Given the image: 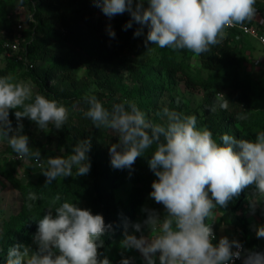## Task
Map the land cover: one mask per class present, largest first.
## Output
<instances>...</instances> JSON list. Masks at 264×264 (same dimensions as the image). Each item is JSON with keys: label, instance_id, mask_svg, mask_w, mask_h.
Returning <instances> with one entry per match:
<instances>
[{"label": "clouds", "instance_id": "9594fccd", "mask_svg": "<svg viewBox=\"0 0 264 264\" xmlns=\"http://www.w3.org/2000/svg\"><path fill=\"white\" fill-rule=\"evenodd\" d=\"M94 6L111 19L125 12L140 25L134 37L144 34L145 46L189 50L195 55L209 52L226 37V30L242 26L257 14L256 0H92ZM147 5V6H145ZM108 34L115 38L109 26ZM32 81H18L12 75L0 76V139L7 142L16 158L32 159L46 178L45 186L57 178L83 176L91 168L88 153L91 139L72 146L65 156H41L39 149L32 150L30 138L23 134L24 118L34 122L40 130L53 126L61 129L68 120V109L56 99L35 92ZM88 105L85 117L96 128L111 130L118 137L109 145L111 166L131 169L137 158L154 147L148 160L156 177L151 184L150 198L164 208L161 215L155 209H143L146 219L133 225L142 233L146 226L148 236L124 233L122 249H135L145 264H264V253L245 250L238 240L221 237L218 243L211 224L206 220L219 206L226 208L239 194L254 187L249 206L254 213L264 202V131L254 140L237 139L222 134L220 143L213 139L205 126H197V116L165 107L156 113L162 121L155 123L146 117L135 102L124 100L113 103L111 110L95 95H85ZM229 100L221 92L214 95L211 112L227 110ZM14 111L13 127L10 112ZM236 119L246 120L244 113ZM210 194V195H209ZM28 199L36 201L35 193ZM60 201L57 195L53 203ZM53 212L55 215H53ZM111 229L104 217L76 203L63 202L38 220L33 236V249L16 243L9 247L6 264H110L100 249L102 237ZM256 236L264 238V225L255 228ZM125 258L120 264H130Z\"/></svg>", "mask_w": 264, "mask_h": 264}, {"label": "trees", "instance_id": "16d2710c", "mask_svg": "<svg viewBox=\"0 0 264 264\" xmlns=\"http://www.w3.org/2000/svg\"><path fill=\"white\" fill-rule=\"evenodd\" d=\"M32 1L29 0L28 4L32 17L30 24L35 27L34 33L32 34L29 29H19L17 27L14 33L2 41L0 52L5 51L4 44L6 42H12L16 36H19L21 39V53L24 55L25 60L12 57L7 66L10 68L16 65L23 66L31 76H34L39 87V93L49 99H56L55 93H52L48 83L49 80L54 79L55 74L69 72L80 65L87 66L88 72H93V65L105 61L114 62L116 58H121L119 57L120 52L130 42L136 44L137 49L135 52L138 56L146 53L151 48V44L145 46L146 27L144 28V34L139 37H134V32L140 27L135 22H133L131 28L125 29L124 26L131 19L129 17H124L123 21L115 19L108 27H105L103 19L92 11L91 6L79 0H74L72 6L43 5L42 1H38L37 4ZM53 16L58 18V22L54 21ZM49 22L50 27L48 26ZM109 26L115 32V38L109 36ZM245 40L247 39L237 41L230 32L225 37V43L230 47H236ZM43 63H46V66L39 73L36 69L42 66ZM129 68L133 79L139 82L141 76L138 70L131 65H129ZM233 79L234 83L229 84L230 89H226L225 93L226 99L230 102L227 110H222L217 106V110L211 112L210 107L214 104L215 93L213 85H207L208 91L204 99L203 113L206 127L212 132L213 139L217 143H220L222 134H229L237 139L254 140L258 132L264 131V113L256 114L254 111L249 110L254 107L257 110L262 109L264 111V92H259L263 99L257 103L252 81L247 78L241 79L239 76ZM103 90H105L104 92L108 91L107 85L103 86ZM146 92L147 90L145 91L136 84L128 93L142 102L147 98ZM154 94H156L155 91L151 93V95ZM99 99L101 100V96ZM126 99L127 97L123 96L113 102L104 101L102 103L107 109L111 110L113 103H119ZM66 100L62 104H65ZM84 112L85 110H82L83 114ZM239 113H244L247 119H236ZM151 120L155 123L162 122L157 116ZM248 122H251V125L247 129L240 127L241 125L245 126ZM58 132L60 141L63 142L65 137L68 136L72 146L80 140L91 139V150L88 153L91 168L89 173L86 174L87 178L81 180L57 179L47 186H45L46 179H44L42 182L27 185V195L35 193L38 199L28 201L25 209L18 211L14 218L6 221L3 225L0 232L1 240L9 241L7 244H1L3 249L0 252V264H6L9 247L16 243L30 246L32 235L38 227V220L47 213L49 208L54 211L63 202H68L72 196L80 192V188L87 190L89 196H91V212L102 215L105 224L111 225V229L102 237L104 246L100 249V252L102 253L101 258H103L114 241L124 237L125 231L130 233L135 220L141 215V206L152 191L151 184L153 181L149 180L152 171L149 168L148 160L151 158L155 146L147 150L144 156L137 158L131 169H115L111 164H106L105 161V150L100 145L102 129L96 128L85 115L80 117L68 115V120ZM30 147L35 150L32 146ZM128 180L133 182L132 188L126 196L117 198L116 189ZM57 195L60 196V201L54 204L53 200ZM246 198L247 191L245 189L239 196L234 197L226 208L217 206L213 211L221 213V223L234 225L244 233L240 243L244 245L245 250L264 253L257 247V239L254 234L249 232L246 220L239 215L246 204ZM157 212L161 215L164 214V210ZM53 215H55L54 212ZM143 216L145 220L146 212ZM209 218L206 223L209 222Z\"/></svg>", "mask_w": 264, "mask_h": 264}, {"label": "rangeland", "instance_id": "374dc122", "mask_svg": "<svg viewBox=\"0 0 264 264\" xmlns=\"http://www.w3.org/2000/svg\"><path fill=\"white\" fill-rule=\"evenodd\" d=\"M38 1H42L43 5L72 6L74 0H33L32 2L37 4ZM79 1L91 6L92 11L103 19L105 27H108L115 19L123 21L124 17L131 18L130 14L125 12L109 19L98 7L94 6L92 0ZM28 2L29 0H0V47L2 41L16 31L19 23L24 25V29H29L32 34L34 33L35 27L30 24L32 17ZM255 7L264 15V0H256ZM53 18L55 22H58L57 17L53 16ZM48 26H51L50 22ZM136 49V44L130 42L120 52L119 57L121 58H116L114 62L105 61L98 65L95 64L93 72H88L87 66L83 65L69 72H59L55 74L53 80L48 81L49 87L52 93H55L56 100L63 103L67 99L63 105L68 109L69 115L75 117L84 115L82 110L87 111L88 105L83 101L85 95H95L98 99L101 96V100L99 99L101 102H113L126 96V100L135 102L150 120L156 116L157 112L167 107L184 114L196 115L199 128L206 126L203 104L208 84L213 85L214 93L221 92L225 95L226 89H230L229 84L234 83L233 78L236 76L241 79L247 78L252 81L255 100L257 97L256 102L259 103L263 99L259 92H264V64L258 62L262 46L257 41L247 39L236 47H230L224 39L220 44L212 46L209 52L201 55H195L186 49H162L151 44L149 51L138 56L135 52ZM11 58L12 56L7 52H0V76L12 75L18 81L30 80L36 85L34 91L39 92L34 76H31L23 66L16 65L11 68L7 66ZM129 65L138 70L141 76L139 82L133 79ZM45 66L46 63H43L36 71L41 73ZM136 84L145 91L147 90V98L142 102L128 93ZM104 85L108 87L107 92L103 90ZM153 91L156 94L151 95ZM67 101L70 102V105ZM249 110L256 114L264 113L262 109L257 110L254 107ZM9 118L15 127L14 111L10 112ZM22 123L24 125L23 134L30 138V146L39 149L43 158L59 155L66 157L71 154L70 138L66 136L63 142L60 141L59 132L53 126L50 125L48 129L40 130L34 122L27 118H24ZM250 125L251 122H248L245 126H239L247 129ZM100 129H102L100 145L105 150V161L109 165L111 164L109 145L116 143L118 137L111 130ZM15 157L16 154L7 142L0 139V232L6 221L14 218L18 211L25 209L30 201L27 195V185L46 179L34 161L30 159L16 161ZM75 172L74 168L73 176L57 179L81 180L87 178V175L75 176ZM155 179L152 172L149 175V180ZM132 185L131 180L120 185L115 191L116 197L126 196ZM79 191L68 202L76 203L81 208L90 209L91 196L83 188H80ZM145 208L156 211L164 209L162 205L150 198V194L141 206V215L145 214L143 211ZM136 221L138 219L135 220V223ZM34 234L35 232L32 235V242ZM8 241H2L0 235V252L3 249L1 244H7ZM32 248L35 249V247ZM109 253L108 249L105 254Z\"/></svg>", "mask_w": 264, "mask_h": 264}, {"label": "crops", "instance_id": "0c3cea01", "mask_svg": "<svg viewBox=\"0 0 264 264\" xmlns=\"http://www.w3.org/2000/svg\"><path fill=\"white\" fill-rule=\"evenodd\" d=\"M246 39H249V38H246ZM246 191H247L246 204L244 205L243 209L239 212V215L246 220L247 228L249 232L254 234V236L257 239V247L264 252V238H258L255 232V228L257 226L264 225V202L259 203L256 207L255 212L253 213L250 209L249 202L250 200L253 199L252 193L254 191V187L250 186L249 188L246 189ZM221 217L222 215L219 211L212 212L208 223L211 224L213 231L220 235L228 237L230 240L235 239L240 242L242 238L244 237V233L238 230L234 225L221 223ZM143 221H144V216L141 215L138 218V221H136V223H141L143 225ZM129 234H135L137 235V237H139L141 234L148 236L149 232L146 226L142 227V233L135 232L134 228L132 227ZM123 239L124 237H120L116 241H114V243L116 242V244L114 245L113 243L111 245V247L109 248L110 253L108 255L105 254V256L109 259L110 264H120V261L125 258H131L130 264H145L144 258L142 257L139 251L135 249L125 251L122 249L123 245L121 241ZM213 243L215 244L218 242L214 240ZM31 244H32L31 245L32 247H36V245L33 242ZM157 264H159L158 259H157Z\"/></svg>", "mask_w": 264, "mask_h": 264}, {"label": "built area", "instance_id": "2783aa9c", "mask_svg": "<svg viewBox=\"0 0 264 264\" xmlns=\"http://www.w3.org/2000/svg\"><path fill=\"white\" fill-rule=\"evenodd\" d=\"M19 29H23V24L19 23ZM227 33H232L237 41H243L245 38H249L253 41H257L261 46V54L258 57V62L264 64V15L263 13L257 9V14L251 21H245L242 26H235L228 28L226 30ZM5 52H7L10 56L16 57L18 60H25L24 55L21 53V39L19 36H16L13 41L6 42L4 44ZM15 159H17L15 157ZM19 160V159H17ZM215 241H219L221 237H225L216 232ZM245 249L244 245L242 244ZM260 252V251H255ZM235 264H242V260L238 259L235 261Z\"/></svg>", "mask_w": 264, "mask_h": 264}]
</instances>
